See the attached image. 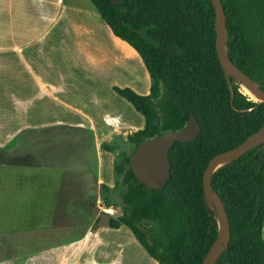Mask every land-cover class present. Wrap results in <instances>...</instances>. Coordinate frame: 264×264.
Returning a JSON list of instances; mask_svg holds the SVG:
<instances>
[{"label":"crops","instance_id":"0c3cea01","mask_svg":"<svg viewBox=\"0 0 264 264\" xmlns=\"http://www.w3.org/2000/svg\"><path fill=\"white\" fill-rule=\"evenodd\" d=\"M150 84L91 0H0V264H159L92 214H120L103 143L145 126L114 87Z\"/></svg>","mask_w":264,"mask_h":264},{"label":"trees","instance_id":"16d2710c","mask_svg":"<svg viewBox=\"0 0 264 264\" xmlns=\"http://www.w3.org/2000/svg\"><path fill=\"white\" fill-rule=\"evenodd\" d=\"M220 1L226 53L264 89L257 74V65L264 70V55L256 59L255 50L264 49V0ZM91 2L114 34L138 52L151 80L147 95L114 87L145 118L144 128L129 134L128 142L136 147L143 139L180 129L191 113L200 125L193 140H177L169 149L170 172L161 189L135 177L130 155L121 164L114 163L115 174L123 172L126 190L121 213L110 217L108 225L127 226L159 264H202L219 233L216 209L203 192V172L212 156L239 146L264 126V101L250 99L223 70L215 47L211 0ZM103 147L111 151L108 143ZM211 185L230 225V241L214 264H264V146L217 168Z\"/></svg>","mask_w":264,"mask_h":264},{"label":"water","instance_id":"95a60500","mask_svg":"<svg viewBox=\"0 0 264 264\" xmlns=\"http://www.w3.org/2000/svg\"><path fill=\"white\" fill-rule=\"evenodd\" d=\"M216 16L215 47L220 64L226 74L232 75L240 84L256 94L259 100L264 101L262 89L249 75L237 67L226 53V21L220 0H211ZM200 131L196 117L191 113L187 123L180 129L168 130L160 135L139 141L134 151L129 156V166L135 177L142 183L154 189H161L165 185L170 172L168 151L175 141L188 142L193 140ZM262 144L264 146V126L254 135L249 137L239 146L219 152L212 156L205 167L202 176L203 192L206 199L217 211L216 218L219 222V233L206 252L202 264H214L218 255L230 241V225L222 199L212 188V173L233 158H238L249 149ZM92 214L99 218L98 225H108L110 215L107 212L92 210Z\"/></svg>","mask_w":264,"mask_h":264},{"label":"rangeland","instance_id":"374dc122","mask_svg":"<svg viewBox=\"0 0 264 264\" xmlns=\"http://www.w3.org/2000/svg\"><path fill=\"white\" fill-rule=\"evenodd\" d=\"M255 33H256V36L254 38V42L255 44H258L257 42L258 33L257 32ZM255 50L258 56L256 59L259 60L261 56L264 55V49L262 48V46H258V47H255ZM257 63L260 64L261 62L257 61ZM257 71H258L257 74L260 76V79L264 80V70L262 69V66L257 65ZM256 83L259 85L258 82ZM238 84L240 85L241 90L244 91L243 85L240 84L239 82ZM66 134L68 136L75 135L74 132H66ZM128 135H123V134L116 135L110 138L108 141H105L106 143H108L109 147L111 148V152H113L115 156L116 165L121 164V162L123 161V158L127 155H130L135 149L134 144L128 142L127 140ZM122 178H123V172H120L117 170L115 174V181H116L115 184L111 188L108 187V189H102V194H101V197H102L101 204L102 203L105 205L112 204L113 207L117 209L119 213H121L122 194L126 190V185L122 183ZM107 212L111 213V211H107ZM262 237L264 240V221H263V227H262Z\"/></svg>","mask_w":264,"mask_h":264},{"label":"bare ground","instance_id":"6f19581e","mask_svg":"<svg viewBox=\"0 0 264 264\" xmlns=\"http://www.w3.org/2000/svg\"><path fill=\"white\" fill-rule=\"evenodd\" d=\"M243 90H244V93H246L247 96H248L250 99H252V100H258V99H259V97H258L256 94H254L253 92L249 91V90H248L246 87H244V86H243Z\"/></svg>","mask_w":264,"mask_h":264}]
</instances>
